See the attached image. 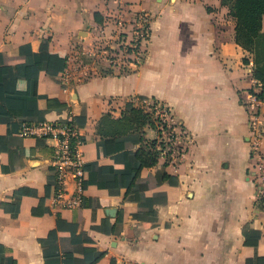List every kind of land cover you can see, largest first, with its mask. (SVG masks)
Wrapping results in <instances>:
<instances>
[{
	"label": "crops",
	"instance_id": "obj_1",
	"mask_svg": "<svg viewBox=\"0 0 264 264\" xmlns=\"http://www.w3.org/2000/svg\"><path fill=\"white\" fill-rule=\"evenodd\" d=\"M141 11L151 21L139 70L100 62L64 90L57 78L75 50L110 35L114 16L129 29ZM235 36L222 0H0V54L14 72L24 67L16 89L36 98L0 123V264H264L241 104L257 80ZM142 100L169 107L191 138L178 163L142 166L143 139L157 137L129 110ZM70 118L85 139L77 210L52 200L56 141L21 135Z\"/></svg>",
	"mask_w": 264,
	"mask_h": 264
},
{
	"label": "built area",
	"instance_id": "obj_2",
	"mask_svg": "<svg viewBox=\"0 0 264 264\" xmlns=\"http://www.w3.org/2000/svg\"><path fill=\"white\" fill-rule=\"evenodd\" d=\"M150 21L149 14L138 12L129 22L131 27L128 29L124 14L114 16L115 27L112 33L107 35L103 29L89 49H76L59 74L58 83L64 90H68L74 84L86 82L92 78L93 68L100 62H104L109 70L120 75L139 70L150 39ZM140 103L142 108L157 119L160 131L157 138L163 145L160 146L161 157L169 163H178L188 150L191 138L182 126L173 121L169 107L161 102L148 100ZM241 104L247 113L249 126V172L260 199L264 196V86L255 81L250 90L242 93ZM21 135L46 137L56 141L52 158L56 175L53 203L61 209L82 208L87 170L82 153L85 139L78 123L70 118L64 124L42 122L24 125ZM70 181L74 185L73 189L68 187Z\"/></svg>",
	"mask_w": 264,
	"mask_h": 264
},
{
	"label": "trees",
	"instance_id": "obj_3",
	"mask_svg": "<svg viewBox=\"0 0 264 264\" xmlns=\"http://www.w3.org/2000/svg\"><path fill=\"white\" fill-rule=\"evenodd\" d=\"M222 4L229 7L230 14L235 18L236 42L253 55L254 77L257 82L264 86V33L262 32L264 0H222ZM244 62L246 63L247 60L245 59ZM18 70V73L14 72L5 63L3 55L0 54V123L8 122L9 117L31 98L32 103L36 102V98L33 96H28L25 92L16 89V80L23 75L24 67H19ZM131 107L130 112L134 113L139 122L155 130L158 136L160 131L158 130L157 119L154 118L153 114L142 107L135 108L132 103ZM142 142L144 144L141 150L143 154L141 157L142 166L155 164L161 157L160 146L163 147L162 143L158 141L157 137L152 140L143 139ZM87 183L86 180L85 186ZM257 204L264 207V196L258 199ZM101 256L102 254L99 257Z\"/></svg>",
	"mask_w": 264,
	"mask_h": 264
}]
</instances>
